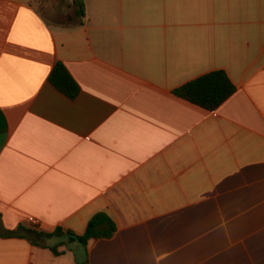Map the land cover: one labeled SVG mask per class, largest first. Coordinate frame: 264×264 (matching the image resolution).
Listing matches in <instances>:
<instances>
[{
  "label": "crops",
  "instance_id": "1",
  "mask_svg": "<svg viewBox=\"0 0 264 264\" xmlns=\"http://www.w3.org/2000/svg\"><path fill=\"white\" fill-rule=\"evenodd\" d=\"M38 1L0 0L3 226L82 235L103 212L89 264H264V0H83L82 23ZM219 70L216 110L175 94ZM59 251L0 237V264H76Z\"/></svg>",
  "mask_w": 264,
  "mask_h": 264
},
{
  "label": "trees",
  "instance_id": "2",
  "mask_svg": "<svg viewBox=\"0 0 264 264\" xmlns=\"http://www.w3.org/2000/svg\"><path fill=\"white\" fill-rule=\"evenodd\" d=\"M76 15L82 23L85 18V5L83 0H74ZM49 81L60 92L71 99L76 98L80 92V86L72 77L66 66L58 62L49 75ZM236 91V87L225 71L219 70L205 74L193 81L186 83L175 90V94L195 105L210 111L216 110ZM117 230L115 221L107 213H97L88 222L86 231L78 235L71 230L57 227L53 232L43 231L33 225L20 224L14 230L6 229L0 217L1 238H23L40 247L50 248L54 254L59 255V247L76 244L79 249H71L76 256V264H89L87 251L91 241L110 239ZM55 240L54 245H49Z\"/></svg>",
  "mask_w": 264,
  "mask_h": 264
},
{
  "label": "rangeland",
  "instance_id": "3",
  "mask_svg": "<svg viewBox=\"0 0 264 264\" xmlns=\"http://www.w3.org/2000/svg\"><path fill=\"white\" fill-rule=\"evenodd\" d=\"M46 1V0H45ZM42 2H44V0H41V1H38V3L40 4V3H42ZM69 2H70V0H64V2H63V4H64V9L65 8H67L68 6H69ZM48 4V3H47ZM51 242H55V240H52ZM73 245V246H72ZM75 244H69L68 246H70V247H68L69 248V250H71V249H75V246H74Z\"/></svg>",
  "mask_w": 264,
  "mask_h": 264
}]
</instances>
